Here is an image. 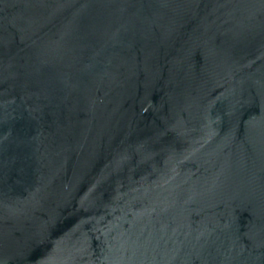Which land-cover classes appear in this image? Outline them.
<instances>
[{
  "label": "water",
  "instance_id": "95a60500",
  "mask_svg": "<svg viewBox=\"0 0 264 264\" xmlns=\"http://www.w3.org/2000/svg\"><path fill=\"white\" fill-rule=\"evenodd\" d=\"M0 264H264V0H0Z\"/></svg>",
  "mask_w": 264,
  "mask_h": 264
}]
</instances>
